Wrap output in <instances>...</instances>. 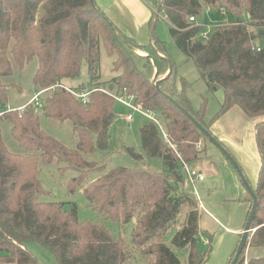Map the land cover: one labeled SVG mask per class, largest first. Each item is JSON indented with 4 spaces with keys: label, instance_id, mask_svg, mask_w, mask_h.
I'll return each instance as SVG.
<instances>
[{
    "label": "trees",
    "instance_id": "obj_1",
    "mask_svg": "<svg viewBox=\"0 0 264 264\" xmlns=\"http://www.w3.org/2000/svg\"><path fill=\"white\" fill-rule=\"evenodd\" d=\"M150 1L164 16L177 47L193 61L207 89L222 91L223 100L209 122L204 120V103L198 110L190 106L184 79L177 88L175 65L164 41L155 34L159 14L154 10L149 21L150 42L143 45L123 34L94 0H0V105L7 103L8 85L2 78L11 76V63L22 69L36 58L32 83L39 90L56 86L40 103L43 115L71 121L76 137L70 148L49 136L39 123V106L32 104L0 116L11 124V136L22 148L9 151L0 128V264H39L25 247L29 240H37L53 252L58 264H132L140 257L147 264H181L164 242L170 233L171 245L189 250L187 264H206L213 235L209 234L207 251H197L201 232L198 203L177 192L173 184L184 182L181 160L190 164L200 159L205 152L203 143L209 141L184 112L212 134L211 125L234 106L250 118H261L254 125L259 157L256 184L251 187L257 198L250 222L254 231L236 264H264V0ZM221 7L234 19L213 27L203 38L205 28L194 25L189 17L218 13ZM244 12L246 21L239 19ZM101 45L115 58L113 76L99 85ZM83 62L90 82L96 84L71 90L103 89L133 95V102L150 110L159 121L160 127L147 119L138 128L141 153L133 147L124 149L136 162L133 167H107L84 158V154L108 149L116 114L115 100L99 91L89 94L84 104L58 86L66 78L77 77ZM163 132L175 150L165 142ZM144 158L159 159L163 170L145 165ZM53 162H62L63 170L77 173L69 179L68 190L79 187L88 206L103 219L120 231L129 229L128 240L120 232L114 236L103 224L79 220L74 202L67 205L38 199L39 167ZM91 171L98 175L85 182ZM246 198L250 210L252 199L247 192ZM186 207L190 209L180 221ZM245 248L263 253L250 252L245 262Z\"/></svg>",
    "mask_w": 264,
    "mask_h": 264
},
{
    "label": "rangeland",
    "instance_id": "obj_2",
    "mask_svg": "<svg viewBox=\"0 0 264 264\" xmlns=\"http://www.w3.org/2000/svg\"><path fill=\"white\" fill-rule=\"evenodd\" d=\"M146 1L150 5L153 4V2L150 0ZM153 10L155 11L154 8ZM156 18L155 34L159 38V40L164 41L169 60H171V62L175 65V80L177 88H181V80L184 79L187 82L184 86V94L189 100L190 106L193 110H198L201 107L202 103H204V120L206 122H209L219 109V95L221 89H215L214 91H209L207 89V86L203 79L200 77V73L194 65L193 61L188 59L185 54L181 52V50L177 47L174 39L170 34L169 25L164 16L160 13ZM231 19H234V17L228 15V13L221 16L215 11H210L204 12L203 15L197 19V21L204 29L208 26L225 24L226 22H230ZM239 19L246 21L247 14L244 12L243 15L239 17ZM137 53L140 52L137 51ZM114 58V55H108L103 46H100V67L99 78L97 80V83H99V85L102 82L109 80L113 76L111 67ZM9 59L12 61L10 55ZM11 64V76L3 77L2 81L3 83L8 85L7 104L11 109L16 110L25 108L27 105H29L30 99L33 97V95L39 92V88L35 86L31 81L32 75L34 74L37 67V60L36 58H33L30 62L26 63L22 69L18 68V66L15 65L14 62H12ZM62 83H64L67 88H77L79 86H84L86 89L96 84L95 82H90L86 64L84 62L80 66L79 75L77 77L66 78L62 81ZM50 87L53 88L46 90L39 95L38 100L41 104L43 102V99L50 93L49 91L53 90L56 86ZM97 93H103L111 98V96L104 92L99 91ZM130 111L131 110L128 109L125 105H123L119 101H115L114 112L116 116L109 129L108 149L106 151L95 150L92 153L84 154V158L87 161L96 162L98 163V165L104 164L107 167L116 165L133 167L136 165V162L127 153H125L124 149L126 147H133L136 151L140 153L142 152L138 128L143 122L147 121V118L135 112L133 113L132 121L126 122L124 120V116ZM37 115L41 128L49 136L58 140L60 143L67 147L73 148L75 146L76 137L73 135L71 121H56L47 118L43 115L41 106L37 108ZM0 128L3 141L8 150L11 152H20L22 148L18 146L17 141L11 136L10 133L11 124L6 119L2 118L0 120ZM219 131L221 132L219 127H217V130H212L217 140L225 147V149L229 152L234 161L240 167L249 185L251 187L255 186L259 166V157L256 150L254 134L251 133V131L245 132L243 136L240 137V144H234L230 143L227 138L225 143V133L223 134L224 141H221L218 138V135L220 134ZM203 145H205V152L201 154L200 159L193 163H190L189 165L199 172H202L203 175L206 176V180L204 182L196 181L195 191L194 187L186 179L182 167H180L179 171L183 175L184 182L177 184L173 182V184L177 192H183L188 197L197 201L199 211L198 224L199 228H201L203 231L200 232L197 238L196 249L199 252H206L209 248V234H212L213 237L211 242V253L213 250L215 251V249H217V251L223 249L228 243H230V239L225 238V236H220L223 233V230L219 229L218 224L210 219L211 217L207 212V208L214 210L216 209V206H213L212 209L208 205V202H206V197L211 199L212 202H218V204L222 203L223 206L221 205V211L225 214V194L228 198H231V202L229 203V206H226V208L234 210L237 207L236 205L239 203V199H241L239 189L243 188V185L238 174L236 177V185H231L229 180L226 182L227 177H225V169H227L228 171L230 169L235 174L236 170L234 169V166L210 141H206L205 144L203 143ZM173 146L175 149V145ZM144 163L151 168L163 170L162 163L159 159L144 158ZM64 165L65 164L62 162H53L49 165H40L38 180L41 185V192L38 194V199L40 201L64 202L66 204L74 202L77 207V216L79 220H88L97 224H103L107 229L111 230L114 236H118L120 232V234L126 240H128L129 229L120 231L116 224L103 219L96 210L88 206L79 187L75 188L73 192H70L68 190L67 184L69 179L75 177L77 173L74 170L70 169L63 170ZM97 175L98 174L96 171H91L86 176L85 182L92 181ZM212 202L211 206L213 205ZM202 206H204L206 210ZM189 209V207H186L181 211L180 221L185 219V212ZM238 212L239 208L237 210V213ZM250 229L251 230L249 231L248 236H250L254 231V229ZM171 235L172 233L167 235L164 242L178 257L181 264H187L189 250L187 248H178L171 245ZM241 235L242 234H240V236H232V251L236 249V245L240 241ZM25 247L37 259L39 264H58L54 253L46 249L37 240L27 241L25 243ZM247 248H245L244 252L245 262L249 254L247 252ZM232 251L231 254L233 253ZM136 255L140 257L139 253H136ZM230 256L231 255H229L228 259L230 258ZM137 261L139 262H133L132 264H147V260L144 258L141 259V257L140 260Z\"/></svg>",
    "mask_w": 264,
    "mask_h": 264
},
{
    "label": "crops",
    "instance_id": "obj_3",
    "mask_svg": "<svg viewBox=\"0 0 264 264\" xmlns=\"http://www.w3.org/2000/svg\"><path fill=\"white\" fill-rule=\"evenodd\" d=\"M94 1L97 7L101 11H103L109 19H111V21L123 34L132 38L139 44L144 45L150 42L149 21L151 18L153 8L152 5L148 4L146 0H94ZM219 96H220L219 102L221 103L223 100L222 91H220ZM258 120H259L258 118L248 117L240 108L234 106L231 109H229L225 114H223L215 123H213L210 127V130L211 131L213 129L217 130V127H219L221 132L219 131L220 134L218 135V138L221 141H224L223 134L225 133V143L227 138V140L230 143L240 144L239 143L240 137L243 136L245 132L251 131V133H253L255 136L254 125ZM212 134L215 136L214 132H212ZM225 172H226L225 177H227L226 182L229 180L231 185L233 184L236 185L237 173L234 174L230 169L229 171L225 169ZM205 180H206V176H204V180L200 182H204ZM239 190H240L241 199H239V203L236 205L237 207L234 210L226 208V206H229V203L231 202L230 201L231 198H228L225 194V198H224L225 214L221 211V205L223 206L222 203L218 204V202H212L211 199L206 197V202H208V205L212 209L213 206H216V209L214 210L207 208V212L211 217L210 219L213 220L216 224H218L219 229L223 230V233L220 236H225V238L230 239V243H228L223 249H220L218 251L217 249H215V251L213 250L210 253V257L207 264H226L229 255H231V251L233 247L232 236L235 235L240 236L241 232L244 229L250 203L246 198V190L244 186ZM211 202L213 204L212 206H211ZM202 207L204 208V206ZM238 208H239V212L237 213ZM200 230L201 232L203 231L201 228ZM247 252L249 253L248 256L251 255L249 250ZM252 253L261 254L263 253V250L256 249L255 251H252Z\"/></svg>",
    "mask_w": 264,
    "mask_h": 264
},
{
    "label": "built area",
    "instance_id": "obj_4",
    "mask_svg": "<svg viewBox=\"0 0 264 264\" xmlns=\"http://www.w3.org/2000/svg\"><path fill=\"white\" fill-rule=\"evenodd\" d=\"M208 12V11H207ZM210 12V11H209ZM218 13L220 15H226L227 12L224 8H219L218 10ZM189 21L190 22H193L194 25H200L198 23V21L196 20L195 17L193 16H190L189 17ZM229 22H226L225 24H228ZM215 26H218V25H215ZM215 26H208L206 27L203 32L201 33V36L203 38H206L209 31L215 27ZM258 49V48H257ZM60 87H63V89H65L66 91L72 93L76 98H79L82 100V102L85 104L86 103V100H87V97L89 96V94H91L92 92H96V91H100V92H104L106 94H108L109 96H111L112 99H114L115 101H119L120 103H122L123 105H125L128 109H130L131 111L129 113H127L125 116H124V120L126 122H130L132 121L133 119V113H139L141 114L142 116L146 117L147 119L153 121L155 124H157L159 127H160V124H159V121L155 118L154 114L150 111V110H147V109H144L142 108L140 105L138 104H135L133 102L134 100V97L133 95H114V94H110L108 93L107 91L103 90V89H92L90 91H85V92H75L73 90H71V88H67L65 85H58ZM53 87H49V88H46V89H43V90H39V92H37L35 95H33V97L30 99V102L29 104H33L35 106H40V102H39V95L46 91V90H49ZM22 109V108H21ZM16 110H20V109H16ZM11 111H15L14 109H11L10 106L6 103L4 106L3 105H0V116H3L5 113H8V112H11ZM163 137H164V140L166 143L169 144V146L173 149H174V146L170 143V141L168 140L166 134L163 132ZM197 148H200L201 146V143L198 142L196 144ZM181 167H182V170L184 172V175L186 177V179L188 180V182L194 187L195 189V182L196 181H202L204 180V175L199 172L198 170H196L195 168H192L190 167L189 164H187L185 161L181 160Z\"/></svg>",
    "mask_w": 264,
    "mask_h": 264
},
{
    "label": "water",
    "instance_id": "obj_5",
    "mask_svg": "<svg viewBox=\"0 0 264 264\" xmlns=\"http://www.w3.org/2000/svg\"><path fill=\"white\" fill-rule=\"evenodd\" d=\"M158 11H156V16L158 15ZM137 53V51H136ZM140 54V53H138ZM155 86H157V84L155 83ZM185 115L191 120V122L208 138V140L216 147L219 149V151L232 163V165L234 166V169L236 170V173L238 174L242 185L244 186L246 192L250 195L251 199H252V204H251V208L249 210V214L244 226L243 231L241 232V239L238 242V245L236 247V252L231 260V262L229 264H236L238 256L241 252V250L245 247L246 245V240L248 237V233L251 230L250 229V222L254 216L256 207H257V198H256V194L254 192V190L251 188V186L249 185L247 179L245 178V176L243 175L242 170L240 169V167L237 165V163L234 161L233 157L229 154V152L225 149V147L219 142L217 141V139L215 138L214 135L210 134L203 126H201L189 113L184 112Z\"/></svg>",
    "mask_w": 264,
    "mask_h": 264
}]
</instances>
